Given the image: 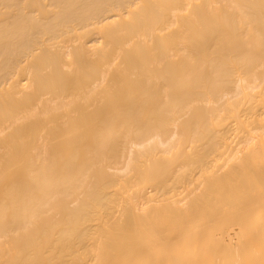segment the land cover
Returning a JSON list of instances; mask_svg holds the SVG:
<instances>
[{
	"label": "bare ground",
	"instance_id": "obj_1",
	"mask_svg": "<svg viewBox=\"0 0 264 264\" xmlns=\"http://www.w3.org/2000/svg\"><path fill=\"white\" fill-rule=\"evenodd\" d=\"M0 264H264V0H0Z\"/></svg>",
	"mask_w": 264,
	"mask_h": 264
}]
</instances>
